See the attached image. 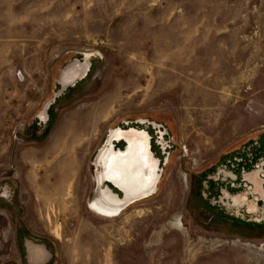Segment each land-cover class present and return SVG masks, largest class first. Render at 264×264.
Segmentation results:
<instances>
[{
	"label": "rangeland",
	"instance_id": "374dc122",
	"mask_svg": "<svg viewBox=\"0 0 264 264\" xmlns=\"http://www.w3.org/2000/svg\"><path fill=\"white\" fill-rule=\"evenodd\" d=\"M119 127L160 182L105 217L94 160ZM253 173L264 189V0H0V264H33L28 245L35 264H264Z\"/></svg>",
	"mask_w": 264,
	"mask_h": 264
},
{
	"label": "flooded vegetation",
	"instance_id": "af4514ba",
	"mask_svg": "<svg viewBox=\"0 0 264 264\" xmlns=\"http://www.w3.org/2000/svg\"><path fill=\"white\" fill-rule=\"evenodd\" d=\"M85 66V65H84ZM84 66H70L62 73L60 84L65 87L69 81H74L81 77ZM114 142H122L124 149L115 150ZM100 155L94 160L95 171V193L93 198L97 199L102 205L111 209H120L123 212L135 202L148 198L155 193L160 182L159 174L156 172L158 161L154 158L151 148L148 146L147 135L138 132L134 128H116L109 132L104 146L100 149ZM254 191L260 192L264 196L257 174L253 173L250 177ZM113 183L122 194H116L105 182ZM135 197H144L131 202ZM237 200H242L239 195ZM250 209L254 207L249 205ZM29 259L37 263L32 254L36 251L34 245H28Z\"/></svg>",
	"mask_w": 264,
	"mask_h": 264
},
{
	"label": "bare ground",
	"instance_id": "6f19581e",
	"mask_svg": "<svg viewBox=\"0 0 264 264\" xmlns=\"http://www.w3.org/2000/svg\"><path fill=\"white\" fill-rule=\"evenodd\" d=\"M91 54H92V53H91ZM86 57L89 58L88 55H86ZM87 67H88V65L86 64V65L84 66V69H83V71H82L81 76H83V75L85 74V72H86V70H87ZM41 117H42L43 119H45V117H46L45 112H42V113H41ZM74 148H75V147H74ZM100 153H101V152H100V150H99L97 156L95 157V163H96V160H97V158L99 157ZM140 198H144V197H135V199H130V200L127 201L125 204H127L128 202H131V201H133V200H138V199H140ZM89 205H90L91 209H93L97 214L102 215V216H105V217H116V216H118V215L121 213V212H120V209H111V208H109V207H106V206L102 205V204H101L97 199H95V198H93V199L90 201ZM81 250H82V249H81ZM236 262H237V261H236ZM236 264H237V263H236Z\"/></svg>",
	"mask_w": 264,
	"mask_h": 264
},
{
	"label": "water",
	"instance_id": "95a60500",
	"mask_svg": "<svg viewBox=\"0 0 264 264\" xmlns=\"http://www.w3.org/2000/svg\"><path fill=\"white\" fill-rule=\"evenodd\" d=\"M113 184V183H112ZM114 185V184H113ZM115 186V185H114ZM116 187V186H115ZM117 188V187H116ZM118 189V188H117ZM121 193H122V191L120 190V189H118ZM123 195V194H122Z\"/></svg>",
	"mask_w": 264,
	"mask_h": 264
}]
</instances>
